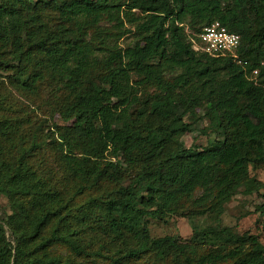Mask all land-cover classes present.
I'll return each instance as SVG.
<instances>
[{
    "label": "trees",
    "instance_id": "trees-1",
    "mask_svg": "<svg viewBox=\"0 0 264 264\" xmlns=\"http://www.w3.org/2000/svg\"><path fill=\"white\" fill-rule=\"evenodd\" d=\"M186 17L197 33L215 21L239 33L241 63L195 51ZM125 20L140 40L122 48ZM0 69L28 97L53 79L52 116L68 123L0 100V197L14 209L0 264H264L256 235L148 226L221 213L264 161V0H0ZM202 107L222 138L188 148L185 116Z\"/></svg>",
    "mask_w": 264,
    "mask_h": 264
},
{
    "label": "rangeland",
    "instance_id": "rangeland-1",
    "mask_svg": "<svg viewBox=\"0 0 264 264\" xmlns=\"http://www.w3.org/2000/svg\"><path fill=\"white\" fill-rule=\"evenodd\" d=\"M135 17H147L138 10H135ZM50 23L54 21V13L47 12ZM191 18L186 17V33L187 39L190 40L192 36L198 35L197 31L200 29V24H196L198 30L189 28ZM127 28L131 31L124 35L119 40V45L122 48L135 46L140 37L135 33L134 26L125 20ZM104 28L115 30L113 23L104 21L102 23ZM191 27V26H190ZM194 27V26H193ZM185 33V34H186ZM194 34V35H191ZM197 43V38H194ZM143 44V42H142ZM9 71L0 69V100L9 97H15L19 104L22 106L24 113L29 115L32 122H39L41 119L49 118L46 125L53 122L60 124H68L60 119L59 114L52 116L54 102V90L58 86L55 81L49 77L39 85L37 93L29 95H21L17 92L16 88L9 83ZM181 73L180 69L171 72H165L164 77L167 81H171L175 76ZM3 82V83H2ZM58 85V84H57ZM138 94L144 98L147 93L156 92V86H141L138 87ZM66 91L62 95H66ZM57 95L62 96L60 93ZM137 108V107H136ZM185 121L192 123V132L186 133L182 137V141L188 148L204 149L209 143L216 139H221L222 134L217 129V122L213 117L208 116L207 110L196 108L191 114L185 116ZM249 182L239 188L238 192L224 204L221 213L207 214L200 217H181L174 215L167 220H151L149 221L150 234L153 237H163L166 235L178 236L183 240H188L195 232V230L206 229L210 226H227L231 227L234 232L241 234L256 235L264 245V161L259 163L249 164L248 177ZM252 181V182H251ZM14 209L12 202L8 196L2 195L0 197V220L6 218L9 214L13 213Z\"/></svg>",
    "mask_w": 264,
    "mask_h": 264
},
{
    "label": "built area",
    "instance_id": "built-area-1",
    "mask_svg": "<svg viewBox=\"0 0 264 264\" xmlns=\"http://www.w3.org/2000/svg\"><path fill=\"white\" fill-rule=\"evenodd\" d=\"M194 38H197V43ZM191 42L195 51L209 54L214 57L231 56L239 63L237 51L242 46V37L239 33L229 30L219 21H215L192 36ZM255 73L257 72L254 71Z\"/></svg>",
    "mask_w": 264,
    "mask_h": 264
}]
</instances>
